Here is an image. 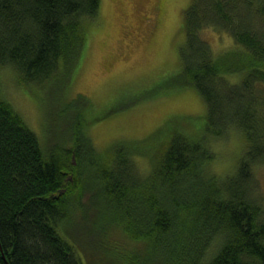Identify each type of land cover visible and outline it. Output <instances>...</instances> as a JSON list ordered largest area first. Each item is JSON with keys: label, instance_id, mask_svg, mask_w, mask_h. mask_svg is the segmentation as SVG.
<instances>
[{"label": "trees", "instance_id": "trees-1", "mask_svg": "<svg viewBox=\"0 0 264 264\" xmlns=\"http://www.w3.org/2000/svg\"><path fill=\"white\" fill-rule=\"evenodd\" d=\"M101 3L0 0V68L11 67L31 92L58 90L65 117L58 142L44 145L0 91V264H84L63 225L79 204L84 218L96 207L102 216L93 232L99 244L103 237V257L116 253L103 264H146L148 256L154 264H264V203L253 177L264 163V0H192L182 67L171 78L175 88H197L206 120L194 133L174 129L148 174L137 169L132 143L97 151L90 122L68 114L74 99L61 90ZM208 26L243 47L215 55L201 36ZM241 72L239 82L226 77ZM233 130L247 147L235 172L215 176L209 142ZM90 181L99 188L90 190ZM86 192L89 207L80 202Z\"/></svg>", "mask_w": 264, "mask_h": 264}, {"label": "rangeland", "instance_id": "rangeland-1", "mask_svg": "<svg viewBox=\"0 0 264 264\" xmlns=\"http://www.w3.org/2000/svg\"><path fill=\"white\" fill-rule=\"evenodd\" d=\"M191 2L102 0L99 18L88 25L82 57L73 64L66 87L61 89L66 100L74 99L68 114L74 118L81 112L90 122L86 131L97 151L126 143L140 149L131 157L141 174L150 173L154 150L174 129L184 124L194 133L198 129L194 125L206 120V103L197 88L192 85L175 88V79L171 78L182 67L180 50L187 39L185 17ZM201 36L217 56L243 47L229 32L216 26L204 28ZM243 75L241 72L226 77L236 83ZM33 87L34 92L23 87L11 67L0 68V91L44 145L58 142L59 127L65 119L61 117V106L57 105L59 92L52 93L53 88L48 95L46 90ZM209 145L214 159L207 171L225 177L236 171L247 142L241 131L233 130L223 138H212ZM253 177L264 203V163L255 166ZM86 186L92 191L99 188L91 181ZM91 197L86 192L80 202L87 207ZM79 206L70 218L71 223L63 224L65 232L82 249L84 264L111 261L109 257L116 253L103 257V237L99 244L93 232L92 224L102 219L98 208H92L89 217L84 218ZM146 264H154L151 256Z\"/></svg>", "mask_w": 264, "mask_h": 264}]
</instances>
